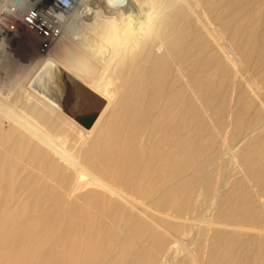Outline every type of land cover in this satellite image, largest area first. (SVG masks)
Segmentation results:
<instances>
[{"label":"bare ground","instance_id":"1","mask_svg":"<svg viewBox=\"0 0 264 264\" xmlns=\"http://www.w3.org/2000/svg\"><path fill=\"white\" fill-rule=\"evenodd\" d=\"M34 66L0 84V264H264V0H83Z\"/></svg>","mask_w":264,"mask_h":264},{"label":"built area","instance_id":"2","mask_svg":"<svg viewBox=\"0 0 264 264\" xmlns=\"http://www.w3.org/2000/svg\"><path fill=\"white\" fill-rule=\"evenodd\" d=\"M83 0H7L0 9V45L11 44L19 33L39 44L46 58L63 38L64 28L82 6ZM23 36V35H22Z\"/></svg>","mask_w":264,"mask_h":264},{"label":"rangeland","instance_id":"3","mask_svg":"<svg viewBox=\"0 0 264 264\" xmlns=\"http://www.w3.org/2000/svg\"><path fill=\"white\" fill-rule=\"evenodd\" d=\"M82 25L83 24H78V26L76 27L80 32H84V28L82 27ZM22 35L23 40L21 42L17 43L16 40H13L11 41V44L6 43L5 47L2 48L5 54L8 55L7 58H9L10 61L13 60V63L9 61L8 65L6 62H4V60H2L1 63L0 58V84H6L8 86L9 84L13 83L14 80H16L15 77L18 78L19 76H21L22 78H25V73H27V75L32 74L35 71L34 65H37L38 61L41 60V57L39 56V44L37 43V41L32 39L28 34ZM2 64L5 67H3ZM23 74L25 77L23 76ZM8 89L9 87H7L5 90Z\"/></svg>","mask_w":264,"mask_h":264},{"label":"water","instance_id":"4","mask_svg":"<svg viewBox=\"0 0 264 264\" xmlns=\"http://www.w3.org/2000/svg\"><path fill=\"white\" fill-rule=\"evenodd\" d=\"M99 109L96 107L95 109H86L82 110L81 112L77 113V118L79 122L86 128H90L96 118L99 115Z\"/></svg>","mask_w":264,"mask_h":264}]
</instances>
